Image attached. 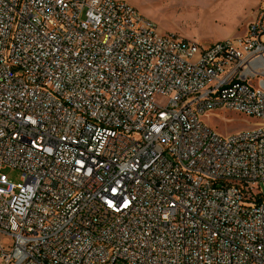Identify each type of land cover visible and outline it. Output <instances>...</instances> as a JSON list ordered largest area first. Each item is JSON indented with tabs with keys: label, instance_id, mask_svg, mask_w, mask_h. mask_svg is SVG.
I'll use <instances>...</instances> for the list:
<instances>
[{
	"label": "built area",
	"instance_id": "2783aa9c",
	"mask_svg": "<svg viewBox=\"0 0 264 264\" xmlns=\"http://www.w3.org/2000/svg\"><path fill=\"white\" fill-rule=\"evenodd\" d=\"M0 261L264 264V4L204 46L125 0H0Z\"/></svg>",
	"mask_w": 264,
	"mask_h": 264
},
{
	"label": "rangeland",
	"instance_id": "374dc122",
	"mask_svg": "<svg viewBox=\"0 0 264 264\" xmlns=\"http://www.w3.org/2000/svg\"><path fill=\"white\" fill-rule=\"evenodd\" d=\"M144 17L155 22L159 33L178 36L200 45L234 40L244 34L264 0H125ZM159 105L166 99L156 97ZM220 135H229L255 126L252 117L234 111H220L204 117ZM9 180L19 183L18 170L5 169ZM3 242L8 240L3 239ZM6 244V243H4ZM0 264H6L5 262Z\"/></svg>",
	"mask_w": 264,
	"mask_h": 264
}]
</instances>
